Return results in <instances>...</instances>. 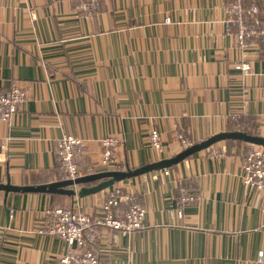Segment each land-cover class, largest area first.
Here are the masks:
<instances>
[{
    "label": "crops",
    "instance_id": "1",
    "mask_svg": "<svg viewBox=\"0 0 264 264\" xmlns=\"http://www.w3.org/2000/svg\"><path fill=\"white\" fill-rule=\"evenodd\" d=\"M76 1L0 0V92L13 81L28 92L0 121V182L62 179L56 145L64 134L83 139L79 175L171 157L181 150L178 134L195 143L235 119L264 136V48L253 38L236 43L227 0H95L92 14ZM152 128L164 152L151 146ZM108 136L121 143L106 165L100 140ZM235 146L216 141L167 174L81 198L0 191V264H58L63 240L41 232L48 209L92 213L115 186L145 207L143 227L99 229L100 264H264V197L243 182V144ZM192 188L197 196L178 217Z\"/></svg>",
    "mask_w": 264,
    "mask_h": 264
},
{
    "label": "built area",
    "instance_id": "2",
    "mask_svg": "<svg viewBox=\"0 0 264 264\" xmlns=\"http://www.w3.org/2000/svg\"><path fill=\"white\" fill-rule=\"evenodd\" d=\"M95 0H81L78 8L89 12L95 6ZM229 26L234 28V38L239 46H244L248 39H257L264 48V9L255 0H227L224 7ZM243 71L247 64L240 65ZM26 88L17 81L0 92V121H7L16 112L18 105L27 98ZM151 146L162 152L164 146L160 133L152 128L148 133ZM181 150L191 143L181 134L177 135ZM100 163H116V147L121 143L117 136L103 137L100 140ZM83 139L72 134L62 135L56 145V154L63 171V178L74 179L79 175L76 157L81 151ZM4 149V145H1ZM242 180L252 188H256L264 197V148L260 145L246 143L242 159ZM167 174V168L159 170ZM118 189V187H114ZM193 199L190 195H182L174 213L182 215L181 206ZM145 207L132 192L119 193V189H108L98 208L86 213L78 206H54L48 209L43 234L57 236L64 242V251L58 257V264H100L94 244L99 229L110 231L132 232L143 227L142 219ZM264 225V215L262 218ZM262 251L258 259L261 260Z\"/></svg>",
    "mask_w": 264,
    "mask_h": 264
},
{
    "label": "water",
    "instance_id": "3",
    "mask_svg": "<svg viewBox=\"0 0 264 264\" xmlns=\"http://www.w3.org/2000/svg\"><path fill=\"white\" fill-rule=\"evenodd\" d=\"M237 139L245 143L260 145L264 148V136L259 134H250L244 131H221L210 135L204 140L191 143L188 147L180 150L171 157L159 159L157 161L140 165L138 167L124 169H108L96 171L83 175H78L74 179L62 178L43 184H27L19 185L11 183L9 177L5 182H0V191L6 196L9 192H42L50 194H64L76 197H85L98 193L117 182L131 177L141 175L143 173L159 171L164 168L178 164L186 157L208 148L211 144L219 140ZM8 210L6 213L8 214Z\"/></svg>",
    "mask_w": 264,
    "mask_h": 264
},
{
    "label": "trees",
    "instance_id": "4",
    "mask_svg": "<svg viewBox=\"0 0 264 264\" xmlns=\"http://www.w3.org/2000/svg\"><path fill=\"white\" fill-rule=\"evenodd\" d=\"M81 0H77L76 1V4L77 3H79ZM255 2L256 3H258L263 9H264V0H255ZM97 9V8H96ZM95 8H93L91 11H89V12H85L86 14H92V13H94L95 12V10H96ZM263 16H264V14H263ZM262 50H264V49H262ZM236 130H240V131H244V132H247V133H250V134H257V132H256V130H254L253 128H251V123L249 122V121H244L243 119H241V120H234V121H232V122H230V124H229V128H228V130L227 131H236ZM226 143H228V144H232L233 146H235V145H239V144H243V147H242V158H243V154H244V148H245V142H243L242 140H237V139H226V140H224ZM191 143V142H190ZM236 147V146H235ZM191 181V180H190ZM31 184H36V183H31ZM40 184V183H39ZM43 184V183H42ZM25 185H27V184H25ZM194 188H195V184H194ZM185 193L187 194V195H190V196H192L193 198H195L196 196H197V193L198 192H196V189H187L186 191H185ZM182 194H184V193H182ZM64 195V194H63ZM69 196V195H68ZM71 197V196H70ZM181 198V197H180ZM179 198V199H180ZM57 205H60V206H62V207H69V206H71V205H69V204H54V205H52V207H54V206H57Z\"/></svg>",
    "mask_w": 264,
    "mask_h": 264
},
{
    "label": "rangeland",
    "instance_id": "5",
    "mask_svg": "<svg viewBox=\"0 0 264 264\" xmlns=\"http://www.w3.org/2000/svg\"><path fill=\"white\" fill-rule=\"evenodd\" d=\"M159 152V151H158ZM162 152H164V149H163V151ZM115 157H116V159H117V154H116V151H115ZM76 163H77V157H76ZM115 163V162H114ZM77 167H78V165H77ZM78 172H79V170H78ZM115 187H117V186H115ZM111 189H114V190H117L118 191V189H119V193H121V194H123L124 192H121V189H120V187H118V189H116V188H111ZM107 193V192H106ZM106 193H105V195H106ZM104 195V196H105ZM136 198H137V196H136ZM138 199V198H137ZM57 206H60V205H57Z\"/></svg>",
    "mask_w": 264,
    "mask_h": 264
}]
</instances>
